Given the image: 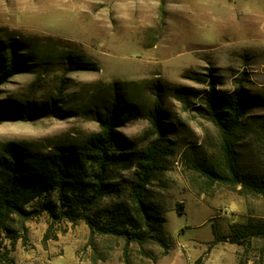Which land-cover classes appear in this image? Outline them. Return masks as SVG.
Wrapping results in <instances>:
<instances>
[{
	"label": "rangeland",
	"instance_id": "rangeland-1",
	"mask_svg": "<svg viewBox=\"0 0 264 264\" xmlns=\"http://www.w3.org/2000/svg\"><path fill=\"white\" fill-rule=\"evenodd\" d=\"M0 39L23 43L29 65L0 86V99L58 100L54 117L0 124V154L8 142L37 153L80 147L118 97L112 151L121 158L110 176L120 192L99 208L131 204L138 155L160 138L145 196L161 212L168 243L127 246L43 212L23 231L15 223L14 246L0 231V264H264V238L244 246L228 239L232 226L264 221V196L203 173L227 171L221 132L197 110L211 85L223 94L243 88L251 103L235 168L264 177V0H0ZM156 100L162 136L148 119Z\"/></svg>",
	"mask_w": 264,
	"mask_h": 264
},
{
	"label": "trees",
	"instance_id": "trees-1",
	"mask_svg": "<svg viewBox=\"0 0 264 264\" xmlns=\"http://www.w3.org/2000/svg\"><path fill=\"white\" fill-rule=\"evenodd\" d=\"M25 49L24 44L17 40L4 42L0 39V86L29 66L23 52ZM67 59L72 60L73 57ZM76 64L90 65L87 62ZM57 103L58 100L45 105L35 102L20 104L12 99H0V124L54 117ZM250 103L240 86L228 94L218 92L212 85L204 92L203 106L197 107V110L221 132L227 174L211 169H205L203 173L211 180L232 181L234 185L241 186L246 194L264 196L263 176L241 175L235 168L234 145L245 125L243 120ZM122 111L120 99L113 98L96 118L101 131L90 135L80 147L58 145L50 152L37 153L20 142H8L2 146L0 231L12 241L13 246L18 239L15 223H19V229L23 231L26 221L47 212L51 218L64 219L73 225L84 221L91 237L122 238L127 246L131 243L143 246L155 241L168 250L167 240L163 237L161 212L145 196L155 173L160 138L138 155L136 181L131 186V204L121 202L112 207L99 208L105 198L120 192L110 175L112 166L121 158L112 150L118 140L116 127ZM148 119L162 136L166 124L162 121V107L158 100ZM53 194H56L55 200L51 198ZM39 200H42L40 208L28 210V206ZM253 238H264V221L249 220L244 225H234L228 237L232 244L243 246Z\"/></svg>",
	"mask_w": 264,
	"mask_h": 264
}]
</instances>
